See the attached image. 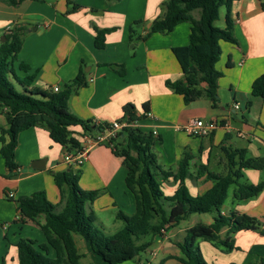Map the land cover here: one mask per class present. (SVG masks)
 Masks as SVG:
<instances>
[{
	"label": "crops",
	"instance_id": "1",
	"mask_svg": "<svg viewBox=\"0 0 264 264\" xmlns=\"http://www.w3.org/2000/svg\"><path fill=\"white\" fill-rule=\"evenodd\" d=\"M261 1L234 0L232 3L237 43L221 42L216 66L222 76L218 79L215 107L204 96L184 102L182 95L166 85L167 80L183 77L172 48L188 43L189 22L178 23L167 33L155 32L143 39L129 40L130 26L136 29V35L146 34L151 21L163 13L164 0H22L17 6L0 1V40H4L3 33L14 23L26 28L16 63H27L30 66L28 73L35 72L29 88L51 90L58 86L61 89L82 71L86 85L77 88L68 102L70 112L76 117L97 124L109 123L123 117L122 108L127 103L134 106L137 115H145L146 106L151 116L140 118L137 126L153 132L152 149H159L160 156L170 153L171 148L176 159L185 150L194 156L199 150L192 172L185 179L190 194L197 195L199 190L212 184L204 175L195 177L198 164H207L210 170L224 173L227 148H245L248 155L264 158V97L251 94L252 82L264 73V9ZM196 13L194 16L198 15ZM94 27L113 28L105 34L103 48L94 45ZM234 103L239 104L236 110H233ZM193 118L223 119L233 131L226 133L220 127L208 137L193 136L184 130ZM6 126L5 116L0 111V127ZM71 129L80 146L86 149L83 163L74 166L80 170L78 184L84 190L99 191L87 204L88 210L95 213L96 222L106 211L122 210L132 214L135 198L125 185V166L106 141L98 144L91 141L102 132L87 134L79 126ZM63 153V147L50 138L46 129L33 126L18 134L17 168L10 170L0 155V244L5 250L2 257L5 264L8 258L15 264L14 244L19 238L32 239L36 231L39 239L33 240L44 242L36 222L18 219L17 199L44 190L52 202H59L60 193L53 173L68 167ZM171 179L163 181L171 183ZM243 179L258 183L264 179V169H244ZM176 186L173 180L171 192L165 195L173 194ZM9 192L13 193L12 197L8 196ZM224 204L220 209L222 214L227 215L233 210L254 216L262 223V232L243 229L231 234L235 248L228 252L201 240L199 246L207 249V257L203 255L205 260L208 264H260V258L264 257V186L250 199L235 203L232 200L229 206ZM206 214V217L191 215L188 225L181 221L167 227L163 235L154 238L142 256H137L140 260L134 264H154L162 258H165L163 264H177L175 257H181L182 253L175 242L181 241L185 230L193 224L210 223L215 212ZM39 221L43 222V217ZM24 226L32 233L22 235ZM226 231V227L222 228L220 237H224ZM103 263L108 264L104 260Z\"/></svg>",
	"mask_w": 264,
	"mask_h": 264
},
{
	"label": "trees",
	"instance_id": "2",
	"mask_svg": "<svg viewBox=\"0 0 264 264\" xmlns=\"http://www.w3.org/2000/svg\"><path fill=\"white\" fill-rule=\"evenodd\" d=\"M0 1L9 6H17L22 2ZM233 1L164 0L163 13L151 21L145 35H136V29L133 26L129 28V40L134 41L143 39L147 34L170 32L181 22L190 23L188 43L172 48L183 77L166 81L168 87L182 95L184 102L204 96L209 99L211 106H217L218 79L222 72L216 63L221 54V42L237 43L233 32ZM221 7L225 10L224 26L217 27L214 21L218 19ZM261 7L264 9V0L261 1ZM194 11H197V16H194ZM25 29L14 23L3 33L4 40H0V111L7 123L6 127H0V155L10 170L18 167L15 149L18 134L24 129L43 127L50 138L63 147L64 152H75L81 146L72 126H79L82 132L88 134L103 132L109 125L84 120L70 112V96L77 88L86 85L82 71L57 92L29 88L35 72L28 73L30 66L27 63H16ZM112 29L94 27L95 47H104L105 34ZM251 94L264 97V73L252 82ZM122 110L123 117L129 122L145 117L144 113L137 115L131 103L125 104ZM106 142L125 166V185L135 198L134 212L127 214L117 210L115 217L122 221V227L111 234L104 233L95 225V213L87 208L99 191L82 189L78 184L80 170L68 165L66 169L53 173L60 193L59 202H52L44 190L18 197V219L36 222L44 236V242L41 243L30 238H19L15 242L18 264H79L81 254L73 234L80 235L91 251L108 264H120L126 260L137 263L140 260L137 256L146 251L156 236L163 235L167 227L193 214L215 212L210 223L193 224L185 230L182 240L175 242L182 253L181 257H175L177 264H208L200 249V240L209 241L228 252L235 248L231 234L243 229H258L262 232V223L256 217L233 210L224 215L220 209L231 186L234 203L250 199L262 190L264 179L250 183L243 179V170L264 169V158L248 155L245 148H227V169L224 173L210 170L207 164L196 166L195 177L204 175L212 184L203 193L192 195L185 179L190 175V160L194 155L187 150L183 152L175 170H164L157 165L152 151V131L128 126ZM169 177L173 178L177 186L173 194L165 195L161 184L162 180ZM40 217H43V222L39 221ZM224 227L227 231L224 237H220L219 232ZM164 261L165 258H162L154 264H163ZM0 264H5V260L1 259ZM260 264H264V257L260 258Z\"/></svg>",
	"mask_w": 264,
	"mask_h": 264
},
{
	"label": "rangeland",
	"instance_id": "3",
	"mask_svg": "<svg viewBox=\"0 0 264 264\" xmlns=\"http://www.w3.org/2000/svg\"><path fill=\"white\" fill-rule=\"evenodd\" d=\"M195 12H197V11H195ZM219 12H220L219 13V17H218V19H216L214 21V25L217 26V27H223L224 26L223 25L224 24V14H225L224 8L221 7ZM233 124H235V122H232V125ZM158 150H156V148L152 149V151L155 154L157 165L159 167H161L162 169H164V170H167L169 168H171L172 170H175L177 165H178L179 159L181 157L179 159H176L175 154L173 152H171L172 148H171L170 153L168 152L164 156H160L159 155V151L160 150L159 151ZM187 152H189V151L187 150ZM195 154L196 155L194 157L198 158L199 150L196 151ZM194 157L190 160V168H189V170L191 172H192L191 168H193V164H194V160H195ZM160 178L162 179V176H160ZM170 182L171 183H166L164 181L162 182L161 188H162V191H163L164 194H169L171 192V189L173 187V180L171 179ZM206 189H208V188H203V190L201 189L197 193L201 194ZM232 190H233V187L231 186L229 188V190H228V197H227V200L225 201V204H224L225 206H229L231 201H232V199H231ZM115 214H116V212L115 213H110L108 211L104 212L103 214H100V217H101L100 219L101 220L96 222L95 225L98 228L102 229L103 232L106 233V234H111V233L115 232L117 229H119L123 225L121 220L116 219ZM201 214H203V216H205V217L208 216V214H206V213H201ZM190 221H191V219L188 218V219L182 221L181 224L188 225L190 223ZM28 233H32V232H31V230L28 227L24 226V229L22 231V235H25V234H28ZM35 233H36V231L33 232L32 239H39ZM74 240H75V243H76L77 250L81 254V257L79 259V264H86L88 262H91V264H100V263L106 264V263H103V260L100 257H98L96 254H94L89 249V247L85 243L84 239L80 235L74 234ZM200 242H201V240L199 241V243ZM200 249L202 250V254L205 257H207V254H206L207 249L204 248V246H202V248L200 247ZM142 255L143 254L140 253V256H142ZM4 256H5V250H4L3 244H0V260ZM134 263H135L134 260H130V261L121 262L120 264H134ZM7 264H13V261L8 258V263ZM15 264H18L17 263L16 250H15Z\"/></svg>",
	"mask_w": 264,
	"mask_h": 264
},
{
	"label": "built area",
	"instance_id": "4",
	"mask_svg": "<svg viewBox=\"0 0 264 264\" xmlns=\"http://www.w3.org/2000/svg\"><path fill=\"white\" fill-rule=\"evenodd\" d=\"M53 92H57L59 90L58 86H53L51 89ZM239 108V104L234 103L233 110ZM145 116H151L149 111L145 112ZM128 126H137V121H128L126 118L122 117L120 119L113 120L109 122L108 127L104 129L102 133L96 135L95 138L91 139L92 143L98 144L103 141H107L109 138L115 137L117 132L124 127ZM222 127L226 133H230L233 131L232 126L228 122H225L223 119L217 118H193L190 119L187 124L184 126V130L193 136H197L200 138L210 136L216 129ZM86 149L80 147V149L75 152H64L63 160L69 165L79 166L85 160ZM9 197L13 196L12 192L8 193Z\"/></svg>",
	"mask_w": 264,
	"mask_h": 264
},
{
	"label": "water",
	"instance_id": "5",
	"mask_svg": "<svg viewBox=\"0 0 264 264\" xmlns=\"http://www.w3.org/2000/svg\"><path fill=\"white\" fill-rule=\"evenodd\" d=\"M2 40V39H1Z\"/></svg>",
	"mask_w": 264,
	"mask_h": 264
}]
</instances>
